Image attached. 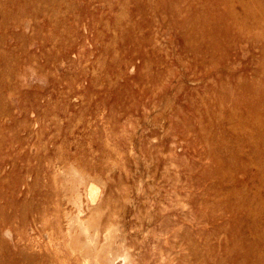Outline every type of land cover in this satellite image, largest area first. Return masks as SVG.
<instances>
[{
  "label": "rangeland",
  "instance_id": "1",
  "mask_svg": "<svg viewBox=\"0 0 264 264\" xmlns=\"http://www.w3.org/2000/svg\"><path fill=\"white\" fill-rule=\"evenodd\" d=\"M0 264H264V0H0Z\"/></svg>",
  "mask_w": 264,
  "mask_h": 264
},
{
  "label": "bare ground",
  "instance_id": "2",
  "mask_svg": "<svg viewBox=\"0 0 264 264\" xmlns=\"http://www.w3.org/2000/svg\"><path fill=\"white\" fill-rule=\"evenodd\" d=\"M4 248H5V247H4ZM9 249H11V248H9ZM11 251H13V249H12ZM12 254L15 255V253H13V252H12ZM4 258H5V257H4ZM124 259H125V258H124ZM17 261H18V259H17ZM124 261H125V260H124ZM124 261H123V262H124ZM14 262L16 263V261H14ZM18 263H19V262H18ZM34 263H35V262H34ZM113 263H114V262H113ZM116 263H117V262H116Z\"/></svg>",
  "mask_w": 264,
  "mask_h": 264
}]
</instances>
